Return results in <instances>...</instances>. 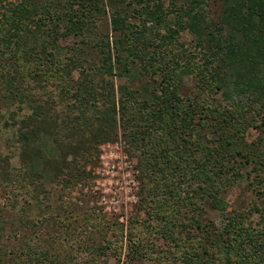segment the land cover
<instances>
[{"label": "trees", "instance_id": "16d2710c", "mask_svg": "<svg viewBox=\"0 0 264 264\" xmlns=\"http://www.w3.org/2000/svg\"><path fill=\"white\" fill-rule=\"evenodd\" d=\"M209 2L219 10L208 13ZM177 9L194 41L184 61L165 36L156 45L134 30L132 20L144 29L165 21L162 0H0V56L5 67L27 63L12 69L21 82L4 80L6 104L27 114L11 123L0 114L20 161L14 171L0 164V184L24 182L41 211L51 188H91L100 146L120 135L147 217L130 218L124 236L96 215L92 228L109 233L104 246L88 221L70 230V212L66 231L48 234L25 231L28 219L15 228L0 220V264H101L106 251L135 264L154 257L145 233L165 239L178 264H264V203L236 213L223 197L246 187L264 202V0H182ZM179 72L193 74L196 93L180 94Z\"/></svg>", "mask_w": 264, "mask_h": 264}, {"label": "rangeland", "instance_id": "374dc122", "mask_svg": "<svg viewBox=\"0 0 264 264\" xmlns=\"http://www.w3.org/2000/svg\"><path fill=\"white\" fill-rule=\"evenodd\" d=\"M105 2L108 4L109 0H105ZM181 2L182 0H162L163 12L167 13V16H162L163 18L165 17V21L162 23L157 18L153 22L154 26L147 24L144 29L138 20L132 21H134L135 31L142 30L147 37H151V34H153V44L157 45L165 36L163 41L168 40L169 51L175 56L177 55V58L180 57V60L182 59V61H184V56L193 49L194 41L187 31H183L186 29V17L183 13L179 14V10L177 9ZM172 3L176 4L175 8L171 6ZM218 10L219 6H217V4L209 2L207 6L208 13L212 14ZM147 29H149V31H147ZM169 30H176L177 33L174 34L172 38H168ZM110 33H112L111 30ZM0 45H2L1 40ZM87 47L88 46H84L81 50L86 51ZM97 52L99 54L101 53L99 50L95 51V53H91V55L98 58L99 55ZM111 53L114 54L112 48ZM3 58L0 56V114L2 121L11 123L20 116L27 114V109L26 107L18 108L19 105L17 104H12V106L6 104L7 101L3 96V94H5L4 80L9 74L12 75V78L17 76L13 73L12 69L14 68L18 71L27 69V63H25L24 60V66L22 68L16 65L10 66L13 62L5 67L7 60L4 58L5 61ZM21 59L23 58H18V60ZM179 75L181 76L180 94L186 97L192 92L196 93L198 91L193 74L190 73L189 75L188 73L183 76V72L182 74L179 72ZM20 80V77H16L15 83L21 82ZM114 82L118 85L121 82L127 83V80L114 78ZM14 87L19 88L17 84H14ZM214 99L216 98H212L211 101ZM209 104L212 105L213 102H209ZM14 131L15 129L11 127L9 129H2L0 133V164L4 161L9 162L11 171L20 167L17 154L18 151L13 144ZM126 149L127 144L120 135H118L115 142L113 141L101 145V154L94 168L95 179L93 180L92 187L82 190L78 189L71 192L69 195L51 188L49 194L43 199L44 202L43 206H41V211L36 207L39 202L32 200L29 203L27 202L26 189L22 188L24 182L19 186V184H15V182L8 184L7 181L2 180L0 184V220L6 222L9 227L15 228L16 225L21 226L24 219H28L31 221V224L28 225L25 231H47L48 234L54 231H66V225L68 223L66 221V215L70 212L74 214L78 220V223L75 222L74 225L70 227V230H76L75 228H79L83 221H88L89 225L86 231L91 232L87 234L92 237L94 236L96 245L104 246L106 237L109 236V233L96 232V229L91 226V222H93L95 216L98 215L105 221L114 223L115 229L123 231L125 236L130 226V218L135 216V214H138L142 220L147 218L143 210L141 212L138 211L140 204L138 197L140 182L137 176L139 175V171L136 169V160L130 159ZM223 197L227 200L230 210L236 213L246 212L251 204L263 208L264 202L257 197V193L249 192L246 187L236 189L230 188ZM208 217L218 221V217L213 213H209ZM248 217H250L249 220L254 224L260 221L259 214L251 213ZM53 222H55V224H53ZM63 222L65 223L61 224ZM141 237H143L144 247H148V251L153 253V259H161L162 263L166 264L169 262V264L179 263L178 259H173L171 255L172 249H169L170 247L167 246L168 244L165 239L151 233L142 234ZM122 243L125 244V237ZM118 244L119 241L116 239V245ZM123 253L122 251L121 260L117 261L109 251H106V260H101V264H122ZM153 259L139 258L135 264H155Z\"/></svg>", "mask_w": 264, "mask_h": 264}]
</instances>
